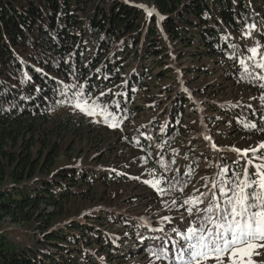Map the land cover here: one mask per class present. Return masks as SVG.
I'll return each instance as SVG.
<instances>
[{"label":"trees","instance_id":"1","mask_svg":"<svg viewBox=\"0 0 264 264\" xmlns=\"http://www.w3.org/2000/svg\"><path fill=\"white\" fill-rule=\"evenodd\" d=\"M259 18L264 0H0V264H111L136 247L164 252L159 261L179 256L183 201L248 159L214 152L197 125L221 143L264 135V80L249 46ZM75 94L122 125L162 189L182 197L185 222L131 211L141 196L123 184L156 204L165 192L135 186L120 159L99 161L93 147L108 128L57 105ZM91 192L102 206L80 214Z\"/></svg>","mask_w":264,"mask_h":264},{"label":"snow or ice","instance_id":"2","mask_svg":"<svg viewBox=\"0 0 264 264\" xmlns=\"http://www.w3.org/2000/svg\"><path fill=\"white\" fill-rule=\"evenodd\" d=\"M147 14L151 16L153 13L148 11ZM251 52L253 57L258 54L256 48H252ZM259 66L264 68V64ZM84 103L87 104V101ZM75 107L87 111L88 115L94 113V108L89 106L86 109L79 102ZM232 150L242 157H248L245 166L227 181H213L209 192L183 201V205L191 206L187 208L189 215L194 210L198 214L200 226L193 224L186 232L178 233L186 245L179 249L181 264H207L209 259L214 260L215 264H225V257L228 264H256L253 255H261L257 249H264V163H254L255 159L264 160V151H261L264 150V143L255 148ZM257 152H260L259 157L249 156V153ZM250 167L255 171L250 172ZM223 172L228 173L229 169L224 168ZM158 183L152 186L156 187ZM201 197L207 200L203 209L199 207L205 203ZM153 255L159 259L165 253Z\"/></svg>","mask_w":264,"mask_h":264},{"label":"rangeland","instance_id":"3","mask_svg":"<svg viewBox=\"0 0 264 264\" xmlns=\"http://www.w3.org/2000/svg\"><path fill=\"white\" fill-rule=\"evenodd\" d=\"M152 10L153 9H149ZM264 25L261 24V19L259 18L257 20V30H253L251 32V39L249 46L250 48H256L257 49V55L255 57H252V59L256 62L257 66L261 69L260 73L262 74L263 80H264V68L260 67L259 65L264 64V46H258L256 45L255 40H258V38L263 37L264 38ZM262 42L260 41V44ZM179 69V68H177ZM187 78L190 77V75H186ZM226 88V87H225ZM221 91V90H220ZM233 97V93L226 91L223 96H221V99H230ZM223 101H231V100H223ZM79 102L83 107L86 109L90 106L88 103L85 104L78 94H75L73 97L69 96L66 101L57 102V105L60 107H65V109L72 110L73 112H81L83 114H87V111H81L79 108L75 107V104ZM94 108V113L92 115H88L93 117L95 120L101 121V125L103 127H106L104 129L108 128V135L105 138V142L101 143V145H95L93 147L94 153L91 151L89 152V156L93 153L95 156H98L99 161L105 165L107 168H114L115 164L117 163V159L122 160L127 164L128 173L129 175L134 176L137 178V181L139 183H134L135 186H139L144 190L151 191L154 187L153 184H156L157 181L159 183L155 188L159 190V193L165 192V195L163 193L161 194L163 197L159 198L158 204L154 203L147 195H143V192L139 190H134L130 185L123 184L121 186V190H123L126 193L135 192L137 195H140V198H136L134 203L130 204L131 211L134 210V212L143 215V216H153L154 214L159 213L160 211H163L158 220L161 222L164 221H172L173 218H176L178 222L183 221L185 222V215L181 211L183 209L182 205V197L170 195V191L165 188L162 189V178L163 175L161 172H157L156 169H154V166L152 165V160L149 162V158L146 159V154L144 151H141L139 149H136L132 147L128 140L126 139L127 134L124 133L122 125L115 121V119L110 118L108 114H106L105 111H103L101 108L96 106H91ZM191 124H195L194 119L192 121H189ZM118 125L116 127H112L110 125ZM224 127H222L223 129ZM197 133H200L203 135L207 146L208 145H215L216 148H218L220 145H222L225 148L230 149H249V148H255L258 145L264 143V135L259 136H251L248 135L240 136L241 133H238L237 135L232 136L231 139H229L228 142L221 143V141L217 140L218 138H213L210 132H206L204 129V126L197 125ZM233 129H231V133H233ZM211 135V136H210ZM117 136V138L115 137ZM185 145V144H183ZM204 149V146L201 144L199 146L195 145V151H197V154L199 153V150ZM78 155V154H75ZM249 155L253 156V153H249ZM256 157H259V154L255 155ZM63 158H61L62 160ZM254 163H264V160L261 159H255ZM255 170V169H254ZM200 177L197 175V178ZM201 177L194 181L193 186L191 187V190L197 191V189H202L201 186L204 184L201 182ZM145 181H149L150 183H145ZM118 185V184H117ZM152 188V189H150ZM95 189V188H94ZM102 190V187H96V191ZM161 190V191H160ZM95 192H91L87 195V197L78 202L76 205L81 204V209H84L80 214L83 212H86L90 209H94L97 207L102 206V201L98 199V195H95ZM93 199V200H92ZM175 201V203H173ZM49 212L51 209H48ZM59 212V210H56ZM184 218V219H183ZM8 219H5L6 221L5 225L8 224ZM187 224H183L182 226L185 228H188V225H191L189 223L195 224L193 222H198V216L197 213L193 212L191 215L186 218ZM166 226V225H165ZM190 227V226H189ZM119 229L113 228V232L118 231ZM164 236H169L168 234H164ZM261 253L259 256L253 255L252 259L256 261V264H264V249H257ZM129 258L124 260H112L111 264H170L166 261H159L156 257H154L152 254L147 253L144 249L141 247H136L133 249V251H129ZM239 259V258H238ZM244 260H247V257H244ZM207 264H215L214 260L209 259L207 261ZM225 264H228V258L225 257Z\"/></svg>","mask_w":264,"mask_h":264},{"label":"water","instance_id":"4","mask_svg":"<svg viewBox=\"0 0 264 264\" xmlns=\"http://www.w3.org/2000/svg\"><path fill=\"white\" fill-rule=\"evenodd\" d=\"M152 11V10H151Z\"/></svg>","mask_w":264,"mask_h":264}]
</instances>
